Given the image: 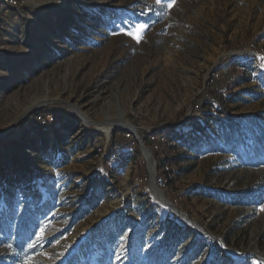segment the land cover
<instances>
[{
	"label": "rangeland",
	"instance_id": "obj_1",
	"mask_svg": "<svg viewBox=\"0 0 264 264\" xmlns=\"http://www.w3.org/2000/svg\"><path fill=\"white\" fill-rule=\"evenodd\" d=\"M260 57L264 0L0 7V264H264Z\"/></svg>",
	"mask_w": 264,
	"mask_h": 264
},
{
	"label": "bare ground",
	"instance_id": "obj_2",
	"mask_svg": "<svg viewBox=\"0 0 264 264\" xmlns=\"http://www.w3.org/2000/svg\"><path fill=\"white\" fill-rule=\"evenodd\" d=\"M37 106V104H32L31 106H29L28 108H26V111L25 113L27 114V112L29 113L33 108H35ZM71 111L74 115L80 117L83 122L87 125V124H90L89 121H87L85 119L84 116H82L80 114L79 111H77L75 108H71ZM24 113V114H25ZM23 114V115H24ZM113 128H120V129H123L127 132H130V133H133L135 130L134 128L131 127V125H129L127 122L125 121H117L116 123H112L110 125V127H107L106 129V132L109 133ZM152 170L150 169V172H149V175H150V187L152 189V192L154 194V197L157 199V201H159V203L161 205H163L164 207L168 208V209H171L173 211H175L177 213V216L183 220L186 224L190 225L193 229L197 230V226L195 225V223L191 220H189L184 214L182 213H179L178 210L176 211V208L175 206H173V204L167 199L165 198L161 192H159V190L157 191L156 188H155V185L153 183V172H151Z\"/></svg>",
	"mask_w": 264,
	"mask_h": 264
},
{
	"label": "built area",
	"instance_id": "obj_3",
	"mask_svg": "<svg viewBox=\"0 0 264 264\" xmlns=\"http://www.w3.org/2000/svg\"><path fill=\"white\" fill-rule=\"evenodd\" d=\"M26 1L27 0H0V7L9 6L11 8H17L23 5ZM217 76L218 74L216 73L215 77ZM36 119L39 124H41V129L44 131L47 130V126H49V124L58 125V122H55L56 120L52 114L38 115ZM171 170V166L168 164H165L163 167H161L158 173L154 174L153 176L154 185L156 187L164 188L169 182L167 176L170 174ZM169 179L171 180V177H169Z\"/></svg>",
	"mask_w": 264,
	"mask_h": 264
},
{
	"label": "snow or ice",
	"instance_id": "obj_4",
	"mask_svg": "<svg viewBox=\"0 0 264 264\" xmlns=\"http://www.w3.org/2000/svg\"><path fill=\"white\" fill-rule=\"evenodd\" d=\"M155 3L158 5L164 6L165 0H155ZM175 3H176V0H167V7L170 9V8L174 7ZM149 27L150 26L147 24L137 23L132 27V29H130V30L125 29L124 34L129 35L134 40H136L137 43H139L143 40L144 34ZM259 59L264 61V57H260ZM261 67L264 68V64H262ZM262 210H264V208H262ZM45 235H46V227L42 226L40 228V231L38 233H36V241L30 243L28 245V247L34 248L36 246L37 242H39L45 238ZM118 259H119V257H118ZM25 264H29V261H25Z\"/></svg>",
	"mask_w": 264,
	"mask_h": 264
},
{
	"label": "trees",
	"instance_id": "obj_5",
	"mask_svg": "<svg viewBox=\"0 0 264 264\" xmlns=\"http://www.w3.org/2000/svg\"><path fill=\"white\" fill-rule=\"evenodd\" d=\"M231 96V95H230ZM231 97H228L227 99L229 100ZM209 102H206L205 104H203V107L206 109L209 107ZM218 112V109H216V114H206L204 117H203V122L205 123H208L209 120H214L216 121L218 118H219V115L217 114ZM38 113H40V111H35L33 113V116L37 115Z\"/></svg>",
	"mask_w": 264,
	"mask_h": 264
},
{
	"label": "water",
	"instance_id": "obj_6",
	"mask_svg": "<svg viewBox=\"0 0 264 264\" xmlns=\"http://www.w3.org/2000/svg\"><path fill=\"white\" fill-rule=\"evenodd\" d=\"M132 127V126H131ZM133 128V127H132ZM135 130V129H134ZM134 133H135V131H134Z\"/></svg>",
	"mask_w": 264,
	"mask_h": 264
}]
</instances>
